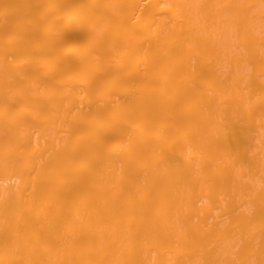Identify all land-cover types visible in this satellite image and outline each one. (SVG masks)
<instances>
[{"label":"bare ground","instance_id":"6f19581e","mask_svg":"<svg viewBox=\"0 0 264 264\" xmlns=\"http://www.w3.org/2000/svg\"><path fill=\"white\" fill-rule=\"evenodd\" d=\"M0 264H264V0H0Z\"/></svg>","mask_w":264,"mask_h":264}]
</instances>
